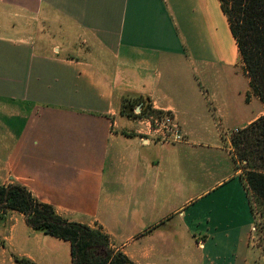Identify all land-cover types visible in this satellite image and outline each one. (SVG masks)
<instances>
[{
	"label": "crops",
	"instance_id": "crops-1",
	"mask_svg": "<svg viewBox=\"0 0 264 264\" xmlns=\"http://www.w3.org/2000/svg\"><path fill=\"white\" fill-rule=\"evenodd\" d=\"M0 7L57 29L52 43L23 18L0 33V185L22 183L63 218L101 228L135 264H264L242 170L216 120L243 130L264 104L247 101V75L246 87L235 82L244 68L220 0ZM128 98L171 112L185 139H159L140 105L122 112ZM3 224L0 264H72L70 242L24 215Z\"/></svg>",
	"mask_w": 264,
	"mask_h": 264
},
{
	"label": "trees",
	"instance_id": "trees-1",
	"mask_svg": "<svg viewBox=\"0 0 264 264\" xmlns=\"http://www.w3.org/2000/svg\"><path fill=\"white\" fill-rule=\"evenodd\" d=\"M220 2L251 89L264 104V0ZM126 102L127 99L123 109ZM147 108L141 105L138 116L145 117ZM127 114L135 116V113ZM232 145L234 160L242 169L241 178L249 195L255 228L258 215L264 220V116L236 135ZM11 212L24 215L35 231L70 242L72 264H135L123 251L112 246L109 235L101 228L63 218L52 205L41 201L17 181L0 185V223H5ZM261 224L264 234V221ZM0 246L5 247L6 242L0 240ZM14 259L18 264H35L25 257L14 256Z\"/></svg>",
	"mask_w": 264,
	"mask_h": 264
},
{
	"label": "rangeland",
	"instance_id": "rangeland-1",
	"mask_svg": "<svg viewBox=\"0 0 264 264\" xmlns=\"http://www.w3.org/2000/svg\"><path fill=\"white\" fill-rule=\"evenodd\" d=\"M24 13L25 12L21 11L20 9L0 7V33H1V31L5 30V29H3L4 27H7V26L9 27V25L12 24L13 20H17V21H14V23H18V19L20 20L23 18L24 26H28L31 31L38 32L39 30H42L44 38H45V34H46V38H48L51 43L57 42V29L50 27V24H47L45 26V23L43 22V20H41L39 18L37 13L30 12L31 15H29V18H27V16ZM25 16H26V18H24ZM53 19H54V17H53ZM55 20L57 21V19H55ZM18 24H20V23H18ZM46 28H48V30ZM244 74H245L244 70H242V68L238 67L235 82L237 83V85L239 87H246L247 86L246 78H245L246 74L245 75ZM230 79H231V77H230ZM224 80H229V77L226 76V78ZM235 88H236V86H235ZM249 88L251 89L250 84H249ZM235 91H236V89H235ZM251 94L253 96L257 97L251 89V93L250 92L247 93V101L250 100ZM137 103L138 102H134L132 99L128 98L127 102L125 103V107H124V109H122V111L124 110V112H126V113L131 112L132 114H134V113H136L134 110L135 106H138V105L141 106L142 105V107L144 109L147 107H150L153 111V112H150L149 109L147 108L145 110L146 111L145 117L149 118L151 116H156L157 114L159 115V113H158L159 111L154 110L151 107V104L149 103L148 100H144L140 104H137ZM135 104H137V105H135ZM131 107H133L132 111H131ZM251 112L254 114H257L259 112V106L257 103H254V105L252 106ZM216 120H217V125H218L219 129L223 133H225L224 135H226V138H225L226 139V145L228 147H230V149L233 153V145H232L233 138L236 135L240 134L242 130H240L239 133L235 134L233 132L234 131L233 127L225 129L226 127H224L223 123H221V121H219V119H216ZM162 136H163V134L160 133L157 137L161 138ZM12 213L13 212H11L9 214L7 220L9 219V217L11 216ZM263 221L264 220L260 217V215H258L257 223H256L257 226L253 229V238H252L253 254L262 262H264V234H263L262 229H261L262 228L261 222H263ZM6 223H7V221L5 222V224ZM1 225H4V224L0 223V226Z\"/></svg>",
	"mask_w": 264,
	"mask_h": 264
},
{
	"label": "built area",
	"instance_id": "built-area-1",
	"mask_svg": "<svg viewBox=\"0 0 264 264\" xmlns=\"http://www.w3.org/2000/svg\"><path fill=\"white\" fill-rule=\"evenodd\" d=\"M141 107H138L140 113ZM151 125V133L157 136L162 133L163 136L159 139L164 141L180 142L185 139L182 129L171 112H159V115L151 116L148 118ZM235 134L239 133V129H234Z\"/></svg>",
	"mask_w": 264,
	"mask_h": 264
}]
</instances>
